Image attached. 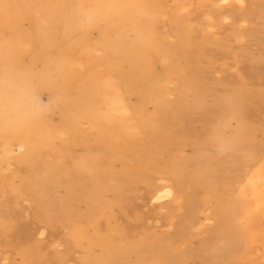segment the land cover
<instances>
[{
  "label": "rangeland",
  "instance_id": "1",
  "mask_svg": "<svg viewBox=\"0 0 264 264\" xmlns=\"http://www.w3.org/2000/svg\"><path fill=\"white\" fill-rule=\"evenodd\" d=\"M0 264H264V0H0Z\"/></svg>",
  "mask_w": 264,
  "mask_h": 264
},
{
  "label": "bare ground",
  "instance_id": "2",
  "mask_svg": "<svg viewBox=\"0 0 264 264\" xmlns=\"http://www.w3.org/2000/svg\"><path fill=\"white\" fill-rule=\"evenodd\" d=\"M108 131H109V130H108ZM110 131H111V130H110ZM103 132H104V131H103ZM110 134H111V133H110ZM111 135H112V134H111ZM110 137H111V136H110ZM120 138H121V137H120ZM99 139H101V138H99ZM112 139H113V138H112ZM111 147H112V146H111ZM114 147H115V146H114ZM107 149H108V148H107ZM107 152H108V151H107ZM105 154H106V153H105ZM73 165H74V164H73ZM69 167H70V166H69ZM94 167H95V166H94ZM75 168H76V166H75ZM75 168H74V169H75ZM82 170H84V169H82ZM102 170H103V167H102ZM50 171H51V170H50ZM100 171H101V170H100ZM103 171H104V170H103ZM81 172H82V171H81ZM79 173H80V172H79ZM79 173H78V174H79ZM100 173H101V172H100ZM85 174H88V173H84V175H85ZM94 174H95V173H94ZM90 175H91V174H90ZM92 175H93V174H92ZM52 176H53V175H52ZM78 176H79V175H78ZM80 176H81V175H80ZM65 178H66V177H65ZM77 180H78V179H77ZM35 183H36V182H35ZM35 183H33V184H35ZM79 183H80V182H79ZM79 183H78V184H79ZM36 184H37V183H36ZM36 184H35V185H36ZM43 184H44V183H43ZM53 185H54V183H53ZM79 185H80V184H79ZM38 186H39V184H38ZM60 186H61V185H60ZM60 186H59V187H60ZM235 187H236V186H235ZM58 189H59V188H58ZM60 189H61V187H60ZM54 190H57V189L54 188ZM46 192H47V191H46ZM63 196H64V195H63ZM43 197H44V196H43ZM188 197H189V196H188ZM85 198H86V197H85ZM38 199H39V198H38ZM88 199H89V198H88ZM85 200H87V198H86ZM87 201H88V200H87ZM85 202H86V201H85ZM88 203H89V202H88ZM94 205H95V203H94ZM87 206H88V205H87ZM66 207H68V206H66ZM69 208H70V207H69ZM69 208H68V209H69ZM70 209H71V208H70ZM90 210H91V209H90ZM70 211H71V210H70ZM88 212H89V211H88ZM73 213H74V212H73ZM194 213H195V212H194ZM75 214H77V213H75ZM66 217H67V216H66ZM68 217H69V216H68ZM76 217H77V216H76ZM74 219H75V218H74ZM86 219H87V218H86ZM66 221H67V220H66ZM68 221H69V220H68ZM71 221H72V220H71ZM72 224H74V223H72ZM75 225H76V223H75ZM70 227H71V226H70ZM73 227H75V226H73ZM201 244H202V243H201Z\"/></svg>",
  "mask_w": 264,
  "mask_h": 264
}]
</instances>
